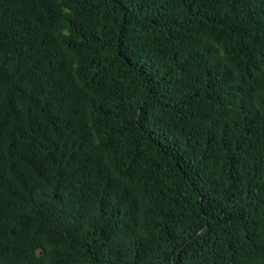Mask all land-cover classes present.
Masks as SVG:
<instances>
[{
  "label": "trees",
  "instance_id": "16d2710c",
  "mask_svg": "<svg viewBox=\"0 0 264 264\" xmlns=\"http://www.w3.org/2000/svg\"><path fill=\"white\" fill-rule=\"evenodd\" d=\"M0 264H264V0H0Z\"/></svg>",
  "mask_w": 264,
  "mask_h": 264
}]
</instances>
